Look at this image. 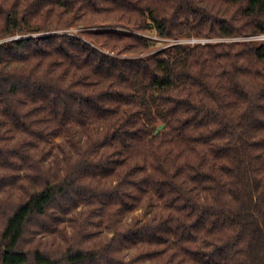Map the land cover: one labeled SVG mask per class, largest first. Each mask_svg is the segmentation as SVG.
<instances>
[{
  "label": "trees",
  "instance_id": "trees-1",
  "mask_svg": "<svg viewBox=\"0 0 264 264\" xmlns=\"http://www.w3.org/2000/svg\"><path fill=\"white\" fill-rule=\"evenodd\" d=\"M263 33L264 0H0V264H264V42L148 37Z\"/></svg>",
  "mask_w": 264,
  "mask_h": 264
},
{
  "label": "rangeland",
  "instance_id": "rangeland-1",
  "mask_svg": "<svg viewBox=\"0 0 264 264\" xmlns=\"http://www.w3.org/2000/svg\"><path fill=\"white\" fill-rule=\"evenodd\" d=\"M89 29H84V28H79V27H74L72 29L69 30L70 33H74V34H80L82 31H87ZM96 29H92V31H95ZM122 32L124 33H129L127 31H123ZM45 35H48V34H42V36H45ZM34 36H37V35H34ZM148 36V35H147ZM149 38H151L153 41H154V46H153V50H158V49H162V48H165L169 45H172L174 43H177V42H184V43H191L193 42L194 40H199L200 42L202 41H205L206 42H209V41H227V40H242L243 38H231V39H217V38H214V39H182V40H170V39H160L158 38L156 35H149L148 36Z\"/></svg>",
  "mask_w": 264,
  "mask_h": 264
},
{
  "label": "built area",
  "instance_id": "built-area-1",
  "mask_svg": "<svg viewBox=\"0 0 264 264\" xmlns=\"http://www.w3.org/2000/svg\"><path fill=\"white\" fill-rule=\"evenodd\" d=\"M243 39L264 42V33L260 34V35H256V36L246 37V38H243ZM198 42H200V41L199 40H194L191 43L195 44V43H198ZM202 43H205V41H202Z\"/></svg>",
  "mask_w": 264,
  "mask_h": 264
},
{
  "label": "water",
  "instance_id": "water-1",
  "mask_svg": "<svg viewBox=\"0 0 264 264\" xmlns=\"http://www.w3.org/2000/svg\"><path fill=\"white\" fill-rule=\"evenodd\" d=\"M165 127H166L165 124L160 125V126L157 128L155 134H158V133H159L160 131H162Z\"/></svg>",
  "mask_w": 264,
  "mask_h": 264
}]
</instances>
